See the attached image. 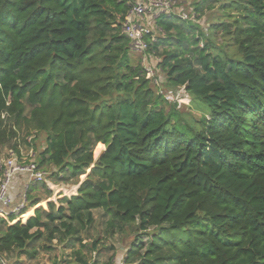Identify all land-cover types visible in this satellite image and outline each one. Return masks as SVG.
<instances>
[{
  "label": "trees",
  "instance_id": "obj_1",
  "mask_svg": "<svg viewBox=\"0 0 264 264\" xmlns=\"http://www.w3.org/2000/svg\"><path fill=\"white\" fill-rule=\"evenodd\" d=\"M186 8L151 19L158 85L122 32L127 1L0 0V154L44 135L39 167L80 185L0 219L7 263L61 247L54 264H99L119 237L121 264H264V0ZM40 185L53 196L31 185L32 208Z\"/></svg>",
  "mask_w": 264,
  "mask_h": 264
},
{
  "label": "built area",
  "instance_id": "obj_2",
  "mask_svg": "<svg viewBox=\"0 0 264 264\" xmlns=\"http://www.w3.org/2000/svg\"><path fill=\"white\" fill-rule=\"evenodd\" d=\"M125 1L128 2L130 10L123 23L122 32L131 41L132 50L140 53H144L148 48L145 36L151 31L149 28L152 22L151 19L162 13L178 14V16L184 20H190L195 17L192 9L186 8L178 0ZM147 72L150 78H155V84L160 85L157 79L159 74L155 75L150 69H147ZM166 94H170V96L173 95L170 91ZM32 140L33 137L28 138L29 143H32ZM25 148L20 145L18 150H9L5 157H0V169L2 171V175L0 176V219H4L9 224H14L18 221L22 222L20 216L24 213H21L24 205H15L11 195L14 177L17 175H24L28 177L31 184H49L47 181L48 173L39 167L37 153L33 146ZM14 214H18V216ZM11 216H15L16 218L10 219ZM0 263L9 264L1 257Z\"/></svg>",
  "mask_w": 264,
  "mask_h": 264
},
{
  "label": "rangeland",
  "instance_id": "obj_3",
  "mask_svg": "<svg viewBox=\"0 0 264 264\" xmlns=\"http://www.w3.org/2000/svg\"><path fill=\"white\" fill-rule=\"evenodd\" d=\"M178 1L181 2L185 7H189L196 0H178ZM197 1H200V0H197ZM207 16L204 17L205 19H204L203 23H206ZM152 24H153L152 26L150 25L151 28L152 27L155 28L154 27V23H152ZM150 26H149V28H150ZM134 52L136 53L135 54V56H136L135 58L140 59L143 62L144 67H146L147 69L152 70L155 73V75H158V73H159V76L157 77V79L159 81L158 83H160V85L165 84L166 76L164 74H161L160 71L156 72V69H158L159 60L155 56L152 57V56L147 55L146 53L142 54L140 52H136V51H134ZM182 96H183V94L180 95V93L172 95V96H170V94H166V99L168 100V102H181V104L182 103L184 104L185 102H182ZM183 97H187V96L185 95ZM18 138L19 139L15 140L13 143L17 142L18 144H21V142H22V140L24 138V134L20 133ZM43 141H44V135H36L35 138H34V141H33L34 146H33V148H34L35 152L37 153V157H38V152L40 150H42ZM22 147L25 148L27 146H25L23 144ZM9 150L10 149L5 148L3 150V152L0 154V157H5ZM25 150H26V148H25ZM105 151H106V147L104 146V150L99 155H96V148H95V150H94V160L97 161L98 159H100L101 156L105 153ZM89 173H90V171H89ZM19 176L20 175H17V176L14 177L13 183H12V187H11V192L13 190V184L16 186L21 181V180L18 181V179H19L18 177ZM86 178H87V175L86 176H82L80 178V183L85 181ZM47 181L49 182V184L48 183L46 184L47 188L50 189L53 192V196L50 199H46V190H45V188H42L43 187L42 185H40L39 186L40 190L31 194V195H35L37 199H41L40 203L34 208L31 207L32 206V202L30 201V199L27 198V196L30 195L28 193L29 189H30L29 187H31V185H33V184H30L29 186H26V188L24 186L23 189L21 190L20 196H19V199H20L19 201L20 202H18L15 205H24V208L21 211V213L25 212V214L20 216V220H22V223L27 221V219L25 217V215H27V213H29L31 210H32V213H33L34 210H36V209H38L40 207H43L44 209H47L48 208V203L51 202V201L57 203V205L59 207L60 204H58V199L59 198L60 199L63 198V196H61V195H64V193H66L68 195H71L74 192H78V186H80V185H73V184H59V185H55L52 182H50V179H48ZM21 185L22 186L24 185L23 182L18 187L21 188L22 187ZM49 185H51V186H49ZM67 190H70V191L67 192ZM14 215L18 216V214H14ZM31 216H29V217H31ZM96 217H97V219H98V217H100V214L98 212H96ZM99 223H100V218L97 220V229H98L97 232L93 231V232L90 233L89 236H91L93 238L98 237V235L100 233L99 231L102 230V228L98 226ZM86 237H88V235H86ZM132 241H133V238H129V239L125 240V242H122V241L120 242L119 237H116L115 240L113 241L115 246H116V249H117L116 252L108 251L107 254L104 256V258H102V261L99 264H104V263L108 262L111 257H113V259H115V264H121L120 263L121 262V256L117 257L118 256V251L119 252L125 251ZM111 243H112V241L108 240L107 241V247H109L111 245ZM60 248L56 249L55 251L39 252L38 255L35 258H33V259H29V258L25 259L24 255L20 256L18 253H14V254L8 256L7 260L10 262V264H54L55 257H58V259L62 260V261L66 260V259L68 260L69 259L68 255H70V253H71L70 250L63 251ZM115 256H116V258H115Z\"/></svg>",
  "mask_w": 264,
  "mask_h": 264
},
{
  "label": "crops",
  "instance_id": "obj_4",
  "mask_svg": "<svg viewBox=\"0 0 264 264\" xmlns=\"http://www.w3.org/2000/svg\"><path fill=\"white\" fill-rule=\"evenodd\" d=\"M105 146V145H104ZM19 179H18V181L19 180H21L19 183H18V185H14L13 184V190H12V192H11V195H12V198H13V202H14V204H17L18 202H20L19 200V196H20V192H21V190L23 189V187L25 186V188H26V186H29L31 183H30V181L28 180V177L27 176H24V175H22V176H19L18 177ZM22 182H23V186L20 188V187H18L20 184H22ZM79 187L80 186H78V189H79ZM18 189V190H17ZM77 193L78 192H75V193H72L71 195L72 196H75V195H77ZM71 195H68V194H66V193H64V195H61V196H63V197H65V196H68V197H70ZM16 200V201H15ZM58 200H61L60 198L58 199ZM35 211L36 210H34V212H33V214H32V216H34L35 215ZM31 216V217H32ZM30 218V217H29ZM28 218V219H29ZM27 219V220H28ZM24 222V221H23ZM26 222H24L23 224H25Z\"/></svg>",
  "mask_w": 264,
  "mask_h": 264
},
{
  "label": "bare ground",
  "instance_id": "obj_5",
  "mask_svg": "<svg viewBox=\"0 0 264 264\" xmlns=\"http://www.w3.org/2000/svg\"><path fill=\"white\" fill-rule=\"evenodd\" d=\"M68 191H70V190H67V192H68ZM72 191H73V190H72ZM32 214H33V213H32V210H31L29 213H27V215H25L26 219H28V217L31 216Z\"/></svg>",
  "mask_w": 264,
  "mask_h": 264
}]
</instances>
